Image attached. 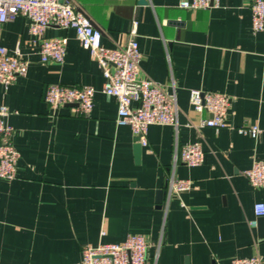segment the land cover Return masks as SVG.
<instances>
[{"label": "crops", "instance_id": "0c3cea01", "mask_svg": "<svg viewBox=\"0 0 264 264\" xmlns=\"http://www.w3.org/2000/svg\"><path fill=\"white\" fill-rule=\"evenodd\" d=\"M181 1L70 0L101 30L106 48L126 46L136 25L142 75L175 98L178 131L150 126L139 161L131 128L116 123L103 71L74 30L51 26L35 37L23 16L3 26L1 44L29 65L8 88L0 83L20 153L15 179H0V264H81L84 247L130 235L146 237L151 264L264 260V217L250 227L264 188L244 174L264 161V32L252 29V0H220L208 10H185ZM57 38L68 40L64 63H42L43 41ZM49 85L92 87V112L50 109ZM194 89L229 96L228 128L188 125L207 117L190 106ZM255 124L257 139L237 131ZM195 142L204 162L174 165L176 146ZM173 176L191 189L170 194Z\"/></svg>", "mask_w": 264, "mask_h": 264}, {"label": "built area", "instance_id": "2783aa9c", "mask_svg": "<svg viewBox=\"0 0 264 264\" xmlns=\"http://www.w3.org/2000/svg\"><path fill=\"white\" fill-rule=\"evenodd\" d=\"M219 4L220 0H182L179 7L185 10H208ZM251 13L253 31L264 32V0H252ZM18 16L30 21L29 32L35 37L41 36L51 26L75 31L82 47L89 51L103 71L104 93L117 101V125L129 126L134 136H140L142 147L149 146L148 129L152 125H169L178 131L179 109L175 98L167 94L164 86L141 73L142 53L136 40V25L126 46L109 49L102 44L101 30L70 0H0V33L6 23L14 21ZM67 41L66 38L44 40L40 52L41 62L63 64ZM28 65L19 51L11 53L0 41V83L5 88L25 76ZM94 94V89L89 86L49 85L44 101L54 111L71 106L74 115L87 116L94 108ZM189 102L195 112L207 114L197 123L190 121V127L228 128L229 96L194 89L190 93ZM7 115L8 109L0 106V179L13 180L20 153L13 144L14 129L7 125ZM237 131L255 139L261 133L256 124L240 127ZM204 159L202 145L195 142L183 147L177 145L173 163L197 167ZM244 174L254 188H264V161L255 160ZM168 189L170 194H181L191 189V183L173 176ZM255 215L256 219L250 222L251 228L257 227L258 220L264 217V203L255 205ZM148 248L145 236L130 235L121 243H99L97 246L84 247L81 264H151L148 261ZM231 264H264V260L255 255L235 258Z\"/></svg>", "mask_w": 264, "mask_h": 264}, {"label": "water", "instance_id": "95a60500", "mask_svg": "<svg viewBox=\"0 0 264 264\" xmlns=\"http://www.w3.org/2000/svg\"><path fill=\"white\" fill-rule=\"evenodd\" d=\"M140 2L145 4L146 0H140ZM134 153H135L136 159L139 161L140 157H141V153H142V144H141V141H140V136H135ZM165 193H166L165 191H160L158 193V202H162L161 201V197H163V195H165ZM260 219H262V218H260Z\"/></svg>", "mask_w": 264, "mask_h": 264}]
</instances>
